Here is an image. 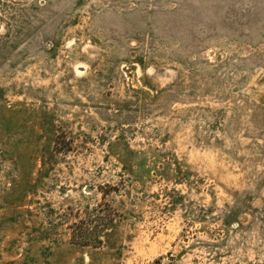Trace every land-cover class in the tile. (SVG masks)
Instances as JSON below:
<instances>
[{"label":"rangeland","instance_id":"obj_1","mask_svg":"<svg viewBox=\"0 0 264 264\" xmlns=\"http://www.w3.org/2000/svg\"><path fill=\"white\" fill-rule=\"evenodd\" d=\"M0 264H264V0H0Z\"/></svg>","mask_w":264,"mask_h":264}]
</instances>
